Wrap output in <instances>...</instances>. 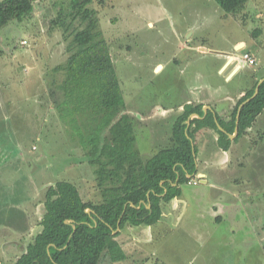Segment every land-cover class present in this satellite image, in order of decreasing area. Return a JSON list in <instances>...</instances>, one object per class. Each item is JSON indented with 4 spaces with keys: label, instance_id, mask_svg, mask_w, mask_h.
Returning <instances> with one entry per match:
<instances>
[{
    "label": "rangeland",
    "instance_id": "1",
    "mask_svg": "<svg viewBox=\"0 0 264 264\" xmlns=\"http://www.w3.org/2000/svg\"><path fill=\"white\" fill-rule=\"evenodd\" d=\"M54 1L63 0H36L32 14L0 28L1 264L15 263L41 231L46 192L56 183L74 184L85 202L104 199L80 142L81 119L62 118L49 94V84L63 78L55 67L68 58L65 35L52 25ZM95 7L144 159L169 146L187 105L205 102L203 118L206 108L232 115L243 93L261 80L255 70L264 62V0H250L241 22L214 0H107ZM240 41L247 47L236 46ZM244 53L255 55L257 64L240 61L241 71L230 79L218 73L227 58ZM217 138L210 129L195 137L198 184L180 186L194 206L166 225L173 236L161 235L162 218L150 226L126 225L101 264H264V111L228 151ZM194 194L202 206L218 197V206L232 204L230 219L199 222ZM147 228L157 231L153 240Z\"/></svg>",
    "mask_w": 264,
    "mask_h": 264
},
{
    "label": "trees",
    "instance_id": "2",
    "mask_svg": "<svg viewBox=\"0 0 264 264\" xmlns=\"http://www.w3.org/2000/svg\"><path fill=\"white\" fill-rule=\"evenodd\" d=\"M35 1H0V28L32 14ZM95 1L100 7L107 2L54 1L57 15L52 25L65 35L68 58L55 67L54 72L63 78L60 83L49 84V94L62 118L71 115L73 122L81 119L80 142L90 165L96 167L104 199L100 204L85 202L78 188L67 181L50 187L41 231L13 264H101L109 248L118 247L117 242H111L112 237L120 235L115 231L126 225L157 223L163 214L162 202L167 204L181 196L180 186L188 183L190 176L198 175L191 140L195 142L202 129H212L218 134L220 148L228 151L232 144L228 135L235 131L239 106L254 96L259 83L239 99L229 120L209 111L204 119H191L187 128L193 114L203 116V105H187L174 123L169 146L144 159L136 148L132 116L124 112L123 90L110 46L100 30V11ZM214 1L226 16L241 22L242 11L250 0ZM263 111L264 82L258 95L240 111L238 136L244 135ZM74 134L79 136L80 130L75 129Z\"/></svg>",
    "mask_w": 264,
    "mask_h": 264
},
{
    "label": "crops",
    "instance_id": "3",
    "mask_svg": "<svg viewBox=\"0 0 264 264\" xmlns=\"http://www.w3.org/2000/svg\"><path fill=\"white\" fill-rule=\"evenodd\" d=\"M221 13H224V12H221ZM190 35H192V34L190 33V34H188L186 36H190ZM238 44L240 45V47H243V46L247 47L245 42L240 41V42L237 43L236 46H238ZM224 52H226V51H224ZM261 52L264 54V50H262ZM254 58L256 59V64H257V58L255 57V55H254ZM227 59L229 60V58H227ZM228 60H226L224 62V64L220 67V69L218 71L219 74H221L220 72H221L222 68L227 64ZM241 69H242V67L235 66V67H231L229 70L227 69V71H229V74L230 75L231 74L233 75L231 78H234L241 71ZM256 71H258L259 75L261 74V76H258L257 77V79H259V77H262V75H263L262 73H264V62H263V67L259 68L258 70H255V72ZM263 78H261V79H263ZM241 93H243V92H241ZM202 104L204 106L205 105V102H202ZM214 113L217 114L218 116L223 117V118L230 117V114L229 113H226L225 115H223V113H220V115H219L218 112H214ZM200 176H202V175L200 174ZM202 177H204L205 179H208L209 176H208V174H206V175L204 174ZM203 183H207V181L205 180ZM194 197H196V199H198V202L200 204V198L198 197V195L194 194ZM187 199L188 198L182 192V195L181 196L175 198L170 203H167V204L164 205V207H163V214H162V220L161 221L159 220L160 221L159 224H163L165 226V229H162V231H160L161 232V235L163 237L166 234L170 237L171 231H173L172 228H170L169 226H166V225L169 224V225L173 226V224L175 222H177V221L180 220V217L183 215V213L186 210H188L191 206H194L192 204V202L189 201V199L188 200ZM220 199L221 198H219V197L216 198V200L211 201L212 203L209 204V205H207V206H202L201 204L200 205H196L198 217L201 219L199 222H203V221H206L208 219L209 220L214 219V221L216 220L217 222H225V221H228L230 219V214H232V211L231 210H233V207H231L232 204L227 203L228 205L220 204L218 206L217 205L218 204L217 201H220ZM221 202H222V199H221ZM234 207H236V205ZM178 209H180V212H181L180 215H179ZM172 213L174 214V218H172L170 221H164V220H169V218L173 216ZM147 230H148V234L150 232L149 235H151V236H149V235L148 236L151 238V240H153L154 239V236H152V235L154 234L155 237H156L157 234H155V232H157V231L156 230H154V232L151 231V230L149 231L148 228H147ZM166 230L169 231V232L166 233L167 232ZM233 231H235V229H233ZM171 236H173V235H171Z\"/></svg>",
    "mask_w": 264,
    "mask_h": 264
},
{
    "label": "water",
    "instance_id": "4",
    "mask_svg": "<svg viewBox=\"0 0 264 264\" xmlns=\"http://www.w3.org/2000/svg\"><path fill=\"white\" fill-rule=\"evenodd\" d=\"M238 59H235L234 57H230L229 58V60H228V62H227V64L223 67V69L221 70V73L223 72V74L225 75V76H227L228 74H229V71H227V67H228V69H229V67L231 68V67H234V66H237L238 65ZM240 67V66H239ZM225 70V71H224ZM233 75L231 74V75H228V79L229 78H231ZM264 82V78L263 79H261L260 81H259V83H258V85H257V87H256V90H255V93H254V96L252 97V98H254V97H256L257 95H258V93H259V89H260V85L262 84ZM251 98V99H252ZM251 99H249V100H247L244 104H242L241 106H240V108H239V111H238V114H237V122H236V128H235V133H234V135H232V136H230L231 138H235L237 135H238V132H239V119H240V111H241V109H242V107L247 103V102H249ZM208 110H211L210 108H206L205 109V116L207 115V112H208ZM197 117H199L198 115H197ZM190 125V122H188V126ZM191 144H192V146H193V151H194V142L191 140ZM194 156H195V153H194ZM88 213H91L92 211H90V210H88L87 211ZM120 222H121V220L119 221V225H120ZM67 223H69V221H67ZM75 229H76V226L74 225V231H75ZM120 229H118L117 231H115V233L116 232H118Z\"/></svg>",
    "mask_w": 264,
    "mask_h": 264
},
{
    "label": "flooded vegetation",
    "instance_id": "5",
    "mask_svg": "<svg viewBox=\"0 0 264 264\" xmlns=\"http://www.w3.org/2000/svg\"><path fill=\"white\" fill-rule=\"evenodd\" d=\"M237 66H238V67H239V66L242 67V65H240L239 62H238V65H237ZM234 67H235V66H234ZM227 68H228V67H227ZM222 69H223V68H222ZM229 69H230V67H229ZM229 69H228V70H229ZM224 71H225V70H224ZM222 73H223V72H222ZM228 75H230V74H228ZM228 75H227V79H228ZM243 94H244L243 96H245L246 91H245ZM243 96H242V97H243ZM247 100H249V99H247ZM247 100H246V101H247ZM246 101H244L242 104H244ZM247 103H248V102H247ZM242 104H241V105H242ZM241 105H240V106H241ZM240 106H239V108H240ZM178 108H180V106H178ZM209 111H211V110H208V112H209ZM208 112H207V114H208ZM211 112H213V111H211ZM213 114H214V116H216V114H215L214 112H213ZM197 115H198V114H193V115L189 118V120L187 121V124H188V122H190L191 119H193V118H201V119H204L203 117H201V116H199V115H198L199 117H197ZM206 116H207V115H206ZM220 117H221V116H220ZM228 118H229V117H228ZM228 118H226V119H228ZM229 119H230V118H229ZM229 119H228V120H229ZM215 120H216V122H218L217 119H215ZM190 124H191V123H190ZM189 126H190V125H189ZM189 126H188V128H189ZM205 129H208V128H205ZM219 129H220L221 131H224L223 128L220 127V126H219ZM202 130H204V129H202ZM202 130H201V131H202ZM210 130H212V129H210ZM212 131H213V130H212ZM198 133H199V132H198ZM198 133H197V134H198ZM234 133H235V131H234ZM234 133L228 135L229 140L233 141V140H235V139L237 138L238 135H237L235 138H231V137H230V136L234 135ZM197 134H196V135H197ZM238 134H239V132H238ZM195 137H196V136H195ZM217 141H218V138H217ZM218 145H219V142H218ZM231 145H232V144H231ZM194 147H195V145H194ZM219 147H220V145H219ZM221 149H222V148H221ZM222 150H223V149H222ZM223 151H224V150H223ZM194 153H195V149H194ZM195 158H196V156H195ZM196 166H197V165H196ZM197 170H198V167H197ZM190 178H191L190 181H189L188 183H185V184H187V185H189V186H195V185H193V184L191 183V180L194 179V178L191 177V176H190ZM204 179H205V178H204ZM204 181H205V180H201V183L204 182ZM177 183H178V180H177ZM197 184H198V182H197ZM197 184H196V185H197ZM175 185H176V184H175ZM176 198H177V197H176ZM174 199H175V198H174ZM174 199H173V200H174ZM147 208H148V207H147ZM149 208H150V207H149ZM119 231H121V230H119Z\"/></svg>",
    "mask_w": 264,
    "mask_h": 264
},
{
    "label": "built area",
    "instance_id": "6",
    "mask_svg": "<svg viewBox=\"0 0 264 264\" xmlns=\"http://www.w3.org/2000/svg\"><path fill=\"white\" fill-rule=\"evenodd\" d=\"M238 61L240 63V61L244 64V65H249V66H255L256 65V59L254 57H252L249 53H244L241 56H239ZM242 65V64H240ZM191 183L193 185L197 184V181L195 179L191 180Z\"/></svg>",
    "mask_w": 264,
    "mask_h": 264
},
{
    "label": "bare ground",
    "instance_id": "7",
    "mask_svg": "<svg viewBox=\"0 0 264 264\" xmlns=\"http://www.w3.org/2000/svg\"><path fill=\"white\" fill-rule=\"evenodd\" d=\"M158 69H159V70H161V68H160V67H159Z\"/></svg>",
    "mask_w": 264,
    "mask_h": 264
}]
</instances>
